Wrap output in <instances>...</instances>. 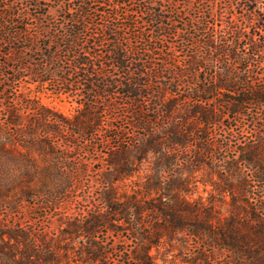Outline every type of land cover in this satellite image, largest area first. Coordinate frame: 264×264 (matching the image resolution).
<instances>
[{
	"label": "rangeland",
	"instance_id": "1",
	"mask_svg": "<svg viewBox=\"0 0 264 264\" xmlns=\"http://www.w3.org/2000/svg\"><path fill=\"white\" fill-rule=\"evenodd\" d=\"M32 1L45 3L48 17L62 22L60 8L56 7L54 0ZM122 1L123 4L119 0H102V3L99 1L92 3L90 5L92 14L86 28V35H94L102 43L97 47L96 57L100 56L96 59V63L111 73L115 71L110 66V62H107L109 54L104 52L105 49L111 48L110 45L108 46L111 42L97 36L104 27L106 19H112L114 24L120 26L124 21L123 12L129 13L130 9H136L133 15L138 18V21L146 20L149 15L142 13L140 7L152 3H156L158 8L164 9V14L171 15L175 19V35L169 34L171 37L164 41L160 48L154 39H149L148 46L154 48L145 50L147 53L145 57H149L146 62L149 67L145 79L149 81L147 90L150 95L146 101L139 103L136 110L143 116L144 122L152 125L153 128L146 131L136 127L138 122L130 113L131 106L126 104L131 102L132 98L122 94L123 88L116 87V94L112 95L113 105L112 102L111 107L101 103L100 115L103 119L99 127L101 133H97L96 136L76 137L67 144L61 140L56 141L55 153H49L46 156L39 154L35 148L28 154L25 153V148H19L14 151L16 152L14 155L3 157L8 166L6 169L9 175L21 176L27 172L33 175V181H39L43 178L40 171L41 165L53 164L56 160L61 161L66 153L73 155L74 161L82 163L83 172L78 175L75 187L68 192L72 199L71 203L65 208L62 206L53 211L40 207L36 196L31 195L20 199V205H16V200H19L17 197L12 199L11 205L3 212L7 217L11 216L19 221L20 225L30 223V219L36 220L38 226L45 229L46 238L52 246L46 250L39 245L37 249L60 254L62 257L58 264H141L136 255L142 252V248L139 249L142 244L149 247L148 255H151L149 259L151 264H237L233 262V254L216 244H209L208 235L197 237L193 233L188 207L198 206L205 215L210 212L213 219L212 227L223 226L233 211L234 195L238 198V203L244 207V210L239 212L240 218L244 219L243 225L252 219V214L249 213H256L264 223V182L257 181L253 166L246 160L249 156L264 157V104L243 105L240 113L228 111V100L246 95L248 85L253 88L264 87V65L255 67L253 70L258 74L251 78L243 73L244 63H235L232 60V69L240 77H235L231 86L229 85L226 89L217 88L214 92H204L208 99L206 106L211 103L215 107L220 115L219 120L214 123H195L197 113L183 119L180 117V111L183 112L184 108L194 105L189 101L191 98L187 99L191 95L190 88L212 85L214 74L223 69L222 62L210 61L207 65L210 70H207L205 74L200 71L191 74L189 68L185 67L186 64L190 63L194 56L202 59L207 46L201 42L203 38L193 44L188 43L184 38L188 37V31L193 33L200 22L208 25V32L209 29L210 31L213 29L217 33H221L220 29L225 26V20L245 25L246 15L250 14L247 7H254L249 23H256L259 19L255 17L264 16V0ZM16 5L20 8L24 6V12L28 10L30 13V0H18ZM70 5L75 7L74 1ZM20 19L29 22L27 29L30 32L33 28L30 26V15H21ZM263 24L262 20L254 24L260 26L258 29L252 25L253 29L262 36H264ZM144 28L148 31L151 26L147 25ZM121 30L126 32V39L122 40L123 44L127 43L129 47L137 49L143 46L139 39L130 33L131 29L125 27L120 28ZM168 31L167 29L165 32ZM26 44L20 39L15 44H11L10 46H14L12 48H18L17 52H13L8 45L0 46V89L6 90L5 100L1 99L3 94L0 91V120H3L4 109L10 102L23 112H28L26 102L31 97H36L37 93H40V100L44 103L70 116L75 112L74 107L77 105L74 97L84 94L83 90L80 91L81 85L78 84L76 75H73L71 79L77 83L75 87L78 90L70 92L69 96L62 94L57 97L53 92L56 88L54 81L41 86L34 84L38 77H43V74L35 77L30 76L29 70L20 72L14 70L20 64L29 63L30 65V61L32 64L35 62L30 60V45L23 48V56L20 55L19 47ZM64 49V45L59 49V55L64 60L62 63H66L65 58L71 59V54L64 56ZM210 50L213 49L210 48ZM161 65L169 67L170 72H162L154 68ZM10 66L13 69L9 68ZM64 66L67 65L64 64ZM180 70L184 71V74H177ZM7 72L13 74L9 75ZM179 82L180 85L176 87L175 83ZM41 87H44L42 92H40ZM73 94L75 95L72 96ZM169 101L174 102L169 112L172 115L170 120L163 119L166 111L164 105L154 110L156 104ZM184 112L188 113V109ZM167 121L176 122L181 129L193 127L187 133V143L183 145L177 143L175 149L162 144L161 152L149 150L143 156L137 152L139 155L137 156L134 146L141 147L142 143L136 142L137 145H135L133 141L138 140L133 139L139 136H143V142L147 137L156 138L157 141L164 139L166 135L162 134L161 127ZM21 136L20 138L23 139L24 137ZM119 143L120 145L116 148ZM121 145L125 147V150L120 148ZM67 147L71 150H65ZM20 160L29 165L20 168L16 163ZM118 160L120 162L127 160L131 167L130 174L121 180H115L116 171L111 166ZM51 173L52 183L58 182L59 178L65 179V175L57 171L54 166H51ZM108 178L114 180V187L118 193L126 196L119 198V201L128 207L126 216L129 221L118 218L112 220V228L101 226L98 231L90 235L81 233L66 236L67 238L62 236L60 230L65 227L66 221L79 222L82 220L80 213L96 211L98 207L103 206L96 196L101 191L99 188L101 181H106ZM34 191L31 190L32 193ZM16 194H19V191ZM136 203L141 205H139L140 218L135 215ZM177 219L183 222L179 224L181 228L169 229L168 221ZM138 220L141 222L140 225ZM141 231L144 232L141 234ZM146 235L151 237L152 243L144 240L142 236ZM23 247L19 245L16 252ZM88 250H98L101 254L98 259L88 262L86 260ZM18 255L15 254V256Z\"/></svg>",
	"mask_w": 264,
	"mask_h": 264
},
{
	"label": "trees",
	"instance_id": "2",
	"mask_svg": "<svg viewBox=\"0 0 264 264\" xmlns=\"http://www.w3.org/2000/svg\"><path fill=\"white\" fill-rule=\"evenodd\" d=\"M54 1L56 2V7L60 8L59 13L62 14V22L57 21L53 17L49 18L45 3L40 1L33 2L30 0L29 13L28 10L24 12V6L20 8L16 5L18 0H0V46H10L20 39L24 44L25 42L27 43L19 47L20 55L23 56V48H27L30 45V60H35L33 64L30 61V65H28L29 63L20 64L14 70L16 72L29 70L30 76L35 77L43 74V77H38L34 84L41 86L54 81L56 88L53 89V92L57 97L62 94L69 96L70 92L78 90L75 87L77 83L71 79L73 75H76L75 78H77L78 84L81 85L80 91L83 90L84 92V94L74 97L77 105L74 107L75 112L70 116L40 100V93H37L36 97L33 96L26 102L28 111L26 113L16 105H12L11 102L4 109V118L2 121L0 120V264H6V262L7 264H58L61 261L62 256L60 254L52 251H43V249L48 250L52 246H50L46 238L45 229L39 227L36 220L30 219V223L20 225L18 224L19 221L14 220L11 216L7 217L3 211L11 205L12 199L17 197L19 200H16V205H20V199L31 195L36 196L38 204L42 208H49V210L53 211L62 206L65 208L72 201L68 192L75 187L76 179L79 178L78 175L83 172L82 163L74 161L72 159L73 155L66 153L61 161L56 160L53 164L44 163L41 165L40 171L43 178L39 181H33V175L27 172L21 176L9 175L8 169H6L8 166H6L3 157L14 155L16 153L14 151L19 148H25V153L27 154L35 148L39 154L46 156L49 153H55L54 144L56 141L61 140L67 144L76 139V137L96 136L97 133H101L99 129L103 122L100 115L101 103H106L108 107H111L112 95L116 94V87L123 88L122 94L132 98L131 102L126 104L131 106L130 113L138 122L136 127H141L146 131L149 128H153L152 125L144 122L143 116L136 110L139 103L143 100L146 101L150 95L147 90L149 81L145 79L148 74L147 68L149 66L146 62H148L149 57H145L147 54L145 50H150L154 47L148 46L147 41L154 39L160 48L163 46V42L171 37V34L175 35L174 17L164 14V9L158 8L156 3L140 7L142 8L140 9L142 13L145 12L149 15L146 20L140 19L138 21V18L133 15L136 9H130L129 13L128 11L123 12L122 18L124 21L120 26L114 24L112 19H106L104 27L98 32L97 36L98 38L104 37L107 42H111L108 44L111 48L104 50L110 56L107 58V62H110V66L116 72L111 73V71L104 70L103 67L98 66L96 63V59L100 56L96 57L98 55L97 47L102 44L100 39H96L94 35H86V28L90 21V14H92L90 5L97 1L102 3V0ZM72 1H74L75 7H71ZM119 2L124 3L122 0H119ZM247 9L250 14L254 13V7H247ZM250 14L246 15L247 21L245 25L225 20L226 24L221 27V33H217L213 29L212 31L209 29L208 32L209 27L203 22L198 23L193 33L188 31V37L184 38L185 41L193 44L203 38L201 42L207 46L206 53L202 59L194 56L190 63L186 64L185 67L189 68L191 74L195 71L205 74L207 70H210L207 67L210 61L222 62L223 69L214 74L212 85L193 86L190 88L191 95L187 99L191 98L189 101L194 105L184 108L183 112L188 109V113L180 111V117L183 119H187L197 113L195 123H214L219 120L220 115L215 110V107L211 103L206 106L208 99L204 92H214L217 88L226 89L229 85L231 86L235 77H240L232 69V60L235 63H244L245 66L242 67L243 73L251 78L258 74L253 69L264 65V36L257 33L252 26L259 20L264 23V16L255 17L257 20L259 19L256 23H249ZM21 15H30V26L33 27L31 30L34 31H28L29 22L22 21L20 19ZM145 24L151 26V29L147 31L144 28L147 26ZM58 27H60V30H58ZM125 27L131 29L130 33L137 37L143 46L137 49L136 47H129L127 43L123 44L122 40L126 39V32L120 31V28L124 29ZM258 27L260 26L254 25V28L258 29ZM167 29L169 31L165 32ZM62 45L65 47L64 56L71 54V59L65 58L66 63H62L64 60L59 55V49ZM12 47L14 46H10V48ZM210 48L214 51L210 50ZM17 49L12 48L11 50L17 52ZM64 64L67 66H64ZM9 68L13 69L11 66ZM154 68L162 72H170L168 71L170 68L167 66L161 65ZM183 72L180 70L177 74H184ZM7 74L10 75L11 73L7 72ZM204 78L207 80L206 77ZM175 85L178 87L180 82L175 83ZM41 88L40 92L43 91L44 87ZM247 90L248 93L246 95L228 100L229 112L240 113L242 106L247 104H264V87L253 88L248 85ZM0 91L3 94L1 99L5 100L6 90L2 88ZM161 105L166 107L163 119L167 118L170 120L172 115L169 112L174 106V102L158 103L154 110H158ZM192 128L181 129L176 122L167 121L161 127L162 134L166 135L164 139L157 141L156 138L147 137L146 141L143 142V136L136 137L133 140L138 141H133V144L137 145L136 142H141L142 144L141 147L134 146V150L137 156H139L138 153L143 156L149 150L161 152L162 144L168 148L175 149L177 143H182V145L187 143V133ZM21 135L24 137L23 139L20 138ZM159 137L162 136L160 135ZM119 145L120 143L116 148ZM120 148L125 150L123 145ZM65 150H71V148L67 147ZM246 160L253 166L257 181L264 182V157L249 156L246 157ZM119 162L120 160L117 163H113V165L109 164L115 168V180L125 178L130 174L129 171L131 170L130 163L127 160ZM16 163L20 168H25L29 165L21 160L16 161ZM51 166L63 173L65 179L59 178L58 182L52 183ZM99 188H101V191L96 198L103 203V206L98 207L96 211L80 213L82 220L79 222L68 223L66 221L65 227L60 230L62 236L67 238L66 236L81 233L90 235L98 231L101 226L112 228V220L118 218H123L126 222L129 221L126 216L128 207L119 201V198H125L126 196L118 193L114 187V180L108 178L106 181H101ZM31 190H35L34 193ZM18 191L19 194H16ZM13 195L16 196L13 197ZM233 200L231 216L226 220L225 225L218 227H212L211 222H213V219H211L212 215L210 212L205 215V213L202 214L198 206L188 207L193 233L197 237L208 235L209 244H216L222 247L223 250L233 254L234 263L264 264L263 220L256 213H249L250 215L252 214V219L243 225L244 219L240 218L239 212L244 210V207L238 203V198L234 195ZM139 203L135 204L137 209L135 215L137 218L141 217L139 215V207L141 206ZM245 212L248 213L247 209H245ZM168 222L169 229L181 228L179 224L183 223L179 219L169 220ZM138 224H141L139 220ZM143 232L141 231L140 233L142 234ZM142 237H144L145 241L152 243L151 237H147V235ZM19 245L24 247L16 252ZM39 245L43 249H37ZM141 248L142 252L136 255L138 260L141 264H151L149 261L151 255H148L149 247L142 244L139 249ZM16 253L19 255L15 256ZM86 254V260L92 262L98 259L101 253L98 250H88Z\"/></svg>",
	"mask_w": 264,
	"mask_h": 264
}]
</instances>
